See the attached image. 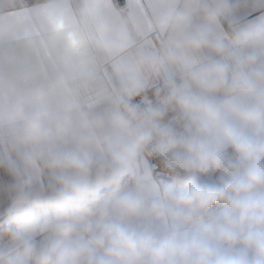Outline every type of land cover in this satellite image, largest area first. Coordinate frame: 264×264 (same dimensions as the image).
Instances as JSON below:
<instances>
[{
  "label": "clouds",
  "instance_id": "clouds-1",
  "mask_svg": "<svg viewBox=\"0 0 264 264\" xmlns=\"http://www.w3.org/2000/svg\"><path fill=\"white\" fill-rule=\"evenodd\" d=\"M16 5L0 264H264V0Z\"/></svg>",
  "mask_w": 264,
  "mask_h": 264
},
{
  "label": "crops",
  "instance_id": "crops-1",
  "mask_svg": "<svg viewBox=\"0 0 264 264\" xmlns=\"http://www.w3.org/2000/svg\"><path fill=\"white\" fill-rule=\"evenodd\" d=\"M35 3H36V0H17L16 7L9 9L7 11L9 13L22 12L24 8H31ZM126 3H127V0H112L113 7L117 8V9L125 7ZM206 55H207V53H206ZM155 174L160 178L164 177V175H162V173L158 169H156ZM0 178H2L4 180L8 179L6 176H4L3 172H0ZM125 183H129V182L126 180ZM8 203H9V201L6 197L0 199V210L7 207Z\"/></svg>",
  "mask_w": 264,
  "mask_h": 264
},
{
  "label": "built area",
  "instance_id": "built-area-1",
  "mask_svg": "<svg viewBox=\"0 0 264 264\" xmlns=\"http://www.w3.org/2000/svg\"><path fill=\"white\" fill-rule=\"evenodd\" d=\"M153 92H154V89L150 90V91L147 93V96H148L149 99H151V100H153V102H155V99H154V97H153V95H152ZM140 99H141V98L138 97L137 100H136V102H139ZM169 115H171V114H169ZM166 119H167V118H166ZM152 163L157 164V169L162 173V175H164L162 169L159 167V162L153 160Z\"/></svg>",
  "mask_w": 264,
  "mask_h": 264
},
{
  "label": "snow or ice",
  "instance_id": "snow-or-ice-1",
  "mask_svg": "<svg viewBox=\"0 0 264 264\" xmlns=\"http://www.w3.org/2000/svg\"><path fill=\"white\" fill-rule=\"evenodd\" d=\"M31 9L30 8H24L22 12H13L11 13L12 15H18V14H21V13H24V12H30Z\"/></svg>",
  "mask_w": 264,
  "mask_h": 264
},
{
  "label": "trees",
  "instance_id": "trees-1",
  "mask_svg": "<svg viewBox=\"0 0 264 264\" xmlns=\"http://www.w3.org/2000/svg\"><path fill=\"white\" fill-rule=\"evenodd\" d=\"M216 207H219V205H217ZM3 233V230H0V234H2Z\"/></svg>",
  "mask_w": 264,
  "mask_h": 264
}]
</instances>
